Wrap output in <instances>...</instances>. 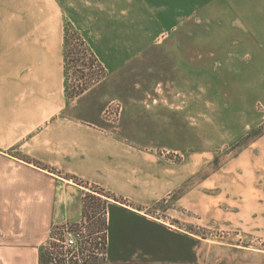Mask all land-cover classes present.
<instances>
[{
  "label": "rangeland",
  "instance_id": "1",
  "mask_svg": "<svg viewBox=\"0 0 264 264\" xmlns=\"http://www.w3.org/2000/svg\"><path fill=\"white\" fill-rule=\"evenodd\" d=\"M57 1L70 39L69 111L99 115L103 127L157 151L182 176L150 205L118 198L107 208L89 198L73 260L264 264V173L240 165L264 132V106L241 100L228 74L236 64L223 51L222 13L206 12V0Z\"/></svg>",
  "mask_w": 264,
  "mask_h": 264
},
{
  "label": "crops",
  "instance_id": "2",
  "mask_svg": "<svg viewBox=\"0 0 264 264\" xmlns=\"http://www.w3.org/2000/svg\"><path fill=\"white\" fill-rule=\"evenodd\" d=\"M205 10L222 13L241 100L264 106V0H206ZM61 14L57 0H0V264H80L41 254L56 227L81 224L85 199L150 205L182 181L165 157L106 129L99 115L69 111ZM244 151L240 165L262 175L264 132Z\"/></svg>",
  "mask_w": 264,
  "mask_h": 264
},
{
  "label": "built area",
  "instance_id": "3",
  "mask_svg": "<svg viewBox=\"0 0 264 264\" xmlns=\"http://www.w3.org/2000/svg\"><path fill=\"white\" fill-rule=\"evenodd\" d=\"M52 242L49 244V253L51 257L57 261L64 259L70 262L76 258L75 252L79 249V241L81 240V229L71 225L58 226L53 230ZM54 242L60 243L63 251H59ZM81 264V261H78Z\"/></svg>",
  "mask_w": 264,
  "mask_h": 264
},
{
  "label": "trees",
  "instance_id": "4",
  "mask_svg": "<svg viewBox=\"0 0 264 264\" xmlns=\"http://www.w3.org/2000/svg\"><path fill=\"white\" fill-rule=\"evenodd\" d=\"M69 43H70V39L68 38V35L66 34V60H67V57H68V46H69ZM84 45V46H86V43H85V40L83 39V37L81 36V42H80V45ZM90 52V54L93 56V57H95V54H93V52L87 47V49H86V52ZM96 80V78H93V81H95ZM92 86V85H91ZM89 87H90V85H89ZM88 86H86V87H84V88H82V89H80L79 91H77L76 92V94H80V93H83L86 89H88L89 88ZM100 192H103V190H99ZM104 193V192H103ZM87 208H88V199H87V201H86V199H85V212H87ZM71 226H77L78 227V224H76V225H71ZM48 252H46V254H45V252H42V254H41V259H42V261H44V262H57V263H66V261L64 260V259H59V260H57V261H55L52 257H51V255H50V253H48ZM73 261V260H72ZM72 261H70V262H72ZM77 262V261H76Z\"/></svg>",
  "mask_w": 264,
  "mask_h": 264
}]
</instances>
